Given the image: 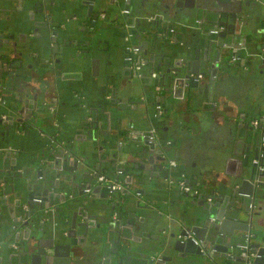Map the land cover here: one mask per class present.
Returning <instances> with one entry per match:
<instances>
[{
  "label": "water",
  "instance_id": "water-1",
  "mask_svg": "<svg viewBox=\"0 0 264 264\" xmlns=\"http://www.w3.org/2000/svg\"><path fill=\"white\" fill-rule=\"evenodd\" d=\"M122 1L113 3L111 14L123 21L126 34L133 32L134 44L154 49V41L162 32L166 48L174 51L176 44L170 39L177 33L180 38L175 40L183 48L187 47L186 56L190 58L174 59L171 52L170 61H164L163 76L168 78L164 81L165 90L173 91L175 96L183 97L185 87L190 88L189 97L201 92L196 79L202 73L201 65L206 67L204 72L211 75L213 82L219 69L248 67L253 78L262 79L264 85V43L257 40L259 34L264 35V29H247L251 22L248 8L258 0H184L183 4L179 0ZM261 1L264 4V0ZM134 4L139 5V9ZM128 6L135 7V13L133 10L130 15L122 10ZM150 7H155L153 12ZM156 12H162L159 16L162 23H154L149 18ZM179 18L183 23L193 18L201 21L200 46L190 50L189 45L184 44L183 27L176 23ZM261 39L264 41L263 36ZM2 42L0 49L6 54H0V88L16 74L9 60L11 47L3 46ZM253 44L259 47L252 49ZM42 49L47 50L49 46L43 45ZM154 55L152 52L150 58H155ZM163 57L164 54L159 55ZM131 65V61L124 63L123 74L131 71L141 79V74L149 75L148 67L135 69ZM26 90L25 84L18 83L10 95L13 108L18 111L15 103L22 101ZM125 109L118 107L119 111ZM88 117L86 114L78 125L82 136L78 132L67 145L60 140L49 141L44 155L35 157L29 167L21 166L19 159L12 157V151L5 152L7 146L0 145V229L22 244L17 253L2 249L0 264H5V259L6 264H14L15 260L16 264H71L72 259L83 258V262L77 264H264L263 118L256 127L252 122L255 116H251L245 135H236L234 149L241 140L243 151L237 153L235 149L231 154L226 149L223 152L229 175L219 182L221 192H216L215 188L207 186L212 177H207L204 169L192 174L185 173L181 167L179 174H174L173 168L180 166L171 165V159L176 158L168 154L166 145L149 143L145 130L135 129L132 118L124 126L125 113L116 118V133L105 140L99 136V132L103 133L99 119ZM119 140L127 144L118 145ZM178 141L172 145L176 146ZM87 142H94L100 149L103 146L115 149L114 152L100 151L106 156L115 158L119 150L134 156L124 167L129 180L125 189L111 192L107 184L101 182L93 191L100 193L103 187L106 190L95 200L77 199V195L72 194L77 188L92 187L102 172L100 159L94 164L92 159L86 158ZM92 165H96L94 170ZM179 177L186 179L189 189L181 187ZM136 183L141 186L134 189L136 194L140 192L139 196L145 197L156 193L160 206L134 196L126 200ZM175 187H179L176 197L183 211L185 209L184 216L167 221L163 215L161 217V203ZM119 191L126 193L125 196H117ZM36 195H43L44 201L33 200ZM24 202L28 208L24 207ZM148 209L150 211L146 212ZM9 216L11 219L7 221ZM155 227L159 233L154 236L149 229ZM61 246L64 252L59 251Z\"/></svg>",
  "mask_w": 264,
  "mask_h": 264
},
{
  "label": "crops",
  "instance_id": "crops-1",
  "mask_svg": "<svg viewBox=\"0 0 264 264\" xmlns=\"http://www.w3.org/2000/svg\"><path fill=\"white\" fill-rule=\"evenodd\" d=\"M121 1L116 0L115 2ZM31 5L34 6L33 1L32 4L28 5L29 8L33 9ZM49 6L50 13L54 19L53 22H58L64 17L66 8L70 7L60 0H50ZM133 6L139 9L137 4ZM135 7H133L134 13L136 11ZM161 7L165 9L164 5H161ZM153 8L155 7H150L149 10L153 12ZM9 12L8 8H4L0 11V17L2 15L4 18ZM39 16L41 17V13H39ZM112 16L109 19H112L111 21L114 18H118L114 15ZM33 19L29 14V25L34 22ZM249 21H251L250 27L247 28L249 31L253 27H263L264 29V4L261 0L256 1V4L252 6V10L249 13ZM63 23L61 22V24ZM176 23L179 27H183V30L181 28V38L184 44L189 45L190 50L200 46L202 28L195 18L188 23H178V21ZM258 36L260 37L257 39L258 42L264 43L261 39L262 36L264 38V35L259 34ZM111 40L112 43L107 48L108 50H104L100 63H97V60L92 61L91 58H86L83 62H72V60L65 58L57 66H46L36 77V83L32 88L31 94L32 96L33 94L35 95L36 99L35 97L34 99L38 102L36 105L39 109L38 116L35 119L29 118L30 124L27 128L18 131L12 127V134L10 133L11 136L8 139L13 144L12 149H14L16 159H19L22 166L29 167L31 161L41 154L46 147V143H49L50 139L57 135L59 131L60 134L64 133L63 137L66 138L64 139L66 142L75 138L78 132L82 136L83 132L77 129L80 120L86 114H89L88 119H99L101 130H103V133L99 132V136H102L104 140L110 139L111 135L116 133L117 130V116L125 113L124 126L129 124L130 118H132L133 126L137 130H146L153 125L157 126L162 139L160 144L166 145L168 154L176 158L175 161L180 166H178L179 168H173L174 174H179L181 167H184L185 173L204 169L207 172V177H212L207 186L215 188L216 192H221L219 182L229 175L226 159L222 157L224 156L223 152L226 149L231 154L235 149L237 153L243 151L241 140L234 149L236 135L238 133L241 136L245 135L247 131L246 125L249 124L251 116L264 119V85H262V79L253 78L250 74L252 70L248 69V67H240L230 70L219 69L217 79L213 82L211 75L204 72L206 67L201 65L202 73L204 74V77L199 81L201 92L189 97L190 88L185 87L184 99H182L175 96L173 91H167L162 87L158 90L155 88L158 81L167 82L168 78L165 79L164 77L163 80L161 78L156 81L152 79L151 81L149 75L141 79L140 76L132 75L131 71L123 74L124 49L120 48L121 45L116 36H113ZM172 42L179 44V41L175 42V40H172ZM258 47L257 44H253L251 48L257 49ZM166 50L168 53L173 52L169 48H166ZM186 51L187 47L183 48L179 45L176 53H179L180 56H175V58L181 60L190 58V56H186ZM146 52L148 51L145 50L143 54L148 59L149 53ZM50 56L51 52H48L46 57L49 59ZM50 96H55V101H57L56 110L53 111L52 115L44 110L46 108L44 103ZM158 99L166 101L168 116L151 117L150 112L154 111ZM105 105H108V108H105ZM119 106L127 109L119 111ZM0 107L12 114H19L18 110L8 103H4ZM167 138L172 139L174 142L179 140L178 144L176 146L167 145L165 143ZM87 145L89 148L86 158L92 159L94 164H98L100 159L101 174H106L110 178H117L118 168H124L125 165H128L129 160L134 158V156L124 150H119L118 156L113 158L111 155L101 154L100 151L108 150L109 152H114V148L109 149L103 146L100 149L101 147L98 148L94 142H87ZM95 166L92 165L91 169L94 170ZM192 174H190V177ZM98 184H101V182L97 177L92 184L91 192H84L82 195L81 192H83L82 189L84 188H77L72 194L77 195V199L87 197L95 200L96 196H99L98 194L106 190L103 187L100 193L93 191ZM139 187H141L139 184H134L132 186V195L127 196L126 200H132L134 197L142 198L149 204L160 206L157 202L158 199H156L158 194L148 193V196H139L140 192L136 194L134 190ZM177 190L179 191V187L173 188L172 193L161 203L163 211L160 214L167 221L184 216L185 209L183 211V205H180L181 201L176 197L177 193H179ZM125 194L119 191L116 195L125 196ZM149 211L150 209L146 210V212ZM10 219V216L7 217V221ZM149 230L154 236L159 233L157 227ZM9 236L12 237L11 235ZM46 243L50 245L48 243H51V241L47 239ZM62 247H60V252L65 251ZM82 260L72 259L71 264L81 263L83 262ZM4 263L6 264V259ZM14 264H16V260ZM50 264L53 263L50 262Z\"/></svg>",
  "mask_w": 264,
  "mask_h": 264
},
{
  "label": "flooded vegetation",
  "instance_id": "flooded-vegetation-1",
  "mask_svg": "<svg viewBox=\"0 0 264 264\" xmlns=\"http://www.w3.org/2000/svg\"><path fill=\"white\" fill-rule=\"evenodd\" d=\"M4 1L10 12L5 15L4 18L2 15L0 17V42L4 41L3 46H6L7 48L11 47L9 60L12 62L13 72H16V74L13 79L5 84L6 86L3 85L4 87L0 88V105H3L4 103L12 105L10 95L15 91L18 83H20V85L25 84L27 89V95H24L22 101L19 100V102L15 103L19 108V114H12L0 107V145H6L5 152L8 150L12 151V157L14 158H16V156L14 155V149H12L13 144L8 140L12 134V127L16 128L18 131L27 128L30 124L29 118L35 119L38 116L39 109L36 107L38 102L35 100V95L33 94L32 96L31 92L36 83V77H38L40 72L46 66H57L59 63H62L65 58L72 60V62H83L86 58H91L92 61L97 60L96 62L100 63L99 61L101 60V56H103L104 50L110 46V43H112L111 39L116 35V39H120L118 40L121 45L120 48L124 49V63L131 61V68L135 69L144 66L148 67L151 80L153 79L156 81L161 78L163 80L164 78L163 73L166 68L164 61L168 63L171 59V53H168L166 50L165 34L160 32V37L154 41V49H143L142 44H134L132 42L133 32L126 34L125 29L123 28V21H121L119 17L117 19L114 18L113 21H111L112 19L109 20L113 17V14H111V7L116 0H60L62 3L70 7L66 8L64 17L58 20V22H53L54 19L50 13L49 6L50 0ZM4 1H0V7L5 5ZM32 1L34 6H31L33 9L28 7L29 4H32ZM130 1L131 0H128V2ZM179 3L183 4L184 1L179 0ZM3 9L4 8H0V11ZM122 10L131 15L134 9L132 6H128ZM251 10L252 8L249 7L248 12L250 13ZM28 13L34 18V22L31 25H29L28 22ZM39 13H41V17L39 16ZM161 15L162 12H156L151 14L149 18L154 21V23H162V20L159 18ZM182 20L183 19L179 18L177 21L178 23H181ZM61 22L64 23L61 24ZM200 23L201 21H199V24ZM221 28H224V26ZM175 30H177V28H175ZM214 30L217 31V29ZM179 38L180 35L177 33L174 36V39H170V41L172 42V40H178ZM43 45L49 46V49L43 50ZM179 45L180 43L176 44L173 51L174 59L175 56L180 55L179 53H176ZM130 46H137L138 51L134 52ZM145 50L148 51L146 53H149L148 59H146L143 54ZM48 52H51L49 59L46 57ZM152 52L156 55L155 58H150ZM90 53H92L91 56H89ZM0 54H6V52L0 49ZM140 54H142V56H140ZM162 54H164L165 58H159V55ZM129 56H131V58H129ZM2 59L4 60V57H2ZM138 65L141 67H138ZM250 74L252 76V73ZM141 76L144 77L145 75L141 74ZM202 77H204V74L200 72L196 79L200 81ZM161 87L165 88L164 82L158 81L155 88L158 90ZM181 98L184 99V96ZM160 99H158L154 111L150 112L153 115L151 117L159 118L164 115L168 116L169 113L167 111L168 106L166 101ZM56 102L55 96L48 97L47 101L44 103L46 106V108H44L45 112L52 115L57 107ZM12 107L14 106L12 105ZM257 119L259 118H255L252 122ZM259 120L260 121L256 127H258L262 121V119ZM153 129H155L156 138L154 141H151L149 136ZM143 132H146L145 136L149 143H157V145H159L162 141L156 125H153L151 128H148ZM63 134L64 133L60 134L59 131L57 135H54V137L50 139V141L52 140L56 143L60 140L64 145H67L68 142L64 140L66 138L63 137ZM173 142L174 141L170 138L165 139L167 145H172ZM125 144L126 142L123 140L118 141V145L124 146ZM45 149L46 147L38 157L44 155ZM51 158L54 157L51 156ZM172 161L175 160L170 161L172 166L178 164L176 161L175 164L172 163ZM40 177H43V175ZM122 177L123 176L120 175V178ZM183 179L186 185V179L183 177H179L178 182L180 183ZM87 188L89 187H84V192H91L87 191ZM186 189H189V187L187 186ZM33 200L41 203L44 201L43 195H36ZM23 204L25 208L29 207L27 202H24ZM11 236L12 237H10L9 234H3V231L0 230V250L5 248L8 253L13 254L21 250L22 244L16 241L13 235Z\"/></svg>",
  "mask_w": 264,
  "mask_h": 264
},
{
  "label": "built area",
  "instance_id": "built-area-1",
  "mask_svg": "<svg viewBox=\"0 0 264 264\" xmlns=\"http://www.w3.org/2000/svg\"><path fill=\"white\" fill-rule=\"evenodd\" d=\"M130 48L134 51L137 52L138 51V47L137 46H130ZM129 58H131V56H129ZM138 67H141L140 65H138ZM259 119L255 120L253 123L255 125H257L259 123ZM156 138V134H155V129L152 130V132L150 133L149 139L151 141H154ZM172 163L175 164V161H172ZM118 173V177L117 178H110L108 177L106 174H101L98 177V180L100 182H104L107 184V187L109 188V190L112 192L113 190H123L125 189L128 184H129V180L128 177L125 175V170L124 168H118L117 170ZM120 175H122L123 177L120 178ZM180 185L182 188H187V186L185 185V181L184 179L180 181ZM87 191H91V187L87 188Z\"/></svg>",
  "mask_w": 264,
  "mask_h": 264
}]
</instances>
